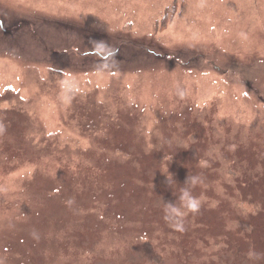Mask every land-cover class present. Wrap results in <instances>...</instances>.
Returning a JSON list of instances; mask_svg holds the SVG:
<instances>
[{"label": "rangeland", "instance_id": "374dc122", "mask_svg": "<svg viewBox=\"0 0 264 264\" xmlns=\"http://www.w3.org/2000/svg\"><path fill=\"white\" fill-rule=\"evenodd\" d=\"M172 3L0 0V264H264V0Z\"/></svg>", "mask_w": 264, "mask_h": 264}, {"label": "clouds", "instance_id": "9594fccd", "mask_svg": "<svg viewBox=\"0 0 264 264\" xmlns=\"http://www.w3.org/2000/svg\"><path fill=\"white\" fill-rule=\"evenodd\" d=\"M197 179L195 177H187L184 187L180 190L179 204L167 203L165 211L169 218H181L187 215L189 212H195L199 209L203 196L193 195L192 188L196 185ZM256 255L254 252H250L249 256Z\"/></svg>", "mask_w": 264, "mask_h": 264}, {"label": "trees", "instance_id": "16d2710c", "mask_svg": "<svg viewBox=\"0 0 264 264\" xmlns=\"http://www.w3.org/2000/svg\"><path fill=\"white\" fill-rule=\"evenodd\" d=\"M180 3H181V0H173L172 5L167 7L165 15L161 22L162 29L166 28L169 22L175 17Z\"/></svg>", "mask_w": 264, "mask_h": 264}]
</instances>
